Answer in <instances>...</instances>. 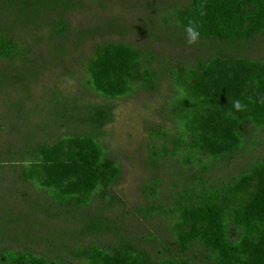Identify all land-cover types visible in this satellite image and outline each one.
<instances>
[{
  "label": "trees",
  "instance_id": "1",
  "mask_svg": "<svg viewBox=\"0 0 264 264\" xmlns=\"http://www.w3.org/2000/svg\"><path fill=\"white\" fill-rule=\"evenodd\" d=\"M5 1L14 21L0 20V93L9 88L8 81H16L23 91L12 106L24 111L30 80L69 54L66 14L80 0ZM160 21L179 46H189L185 28L191 22L199 43L190 47L201 54L189 64L173 63L126 42L97 44L82 61L80 84L105 102H84L78 95L66 98L59 89L51 90L48 98L57 121L44 130L50 140L42 142L30 140L37 125L24 121L31 130L28 140L2 156L0 164L25 158L20 180L41 191L55 216L69 217V227L51 242L40 239L52 254L31 246L0 248V264H264V157H252L255 131L264 132V60L249 55L256 38H264V0H187ZM38 30L46 31L45 38ZM18 32L33 44L23 43ZM40 42L47 51L34 48ZM162 79L170 82L164 112L173 126L153 129L148 164L172 161L179 169L170 175L172 197L165 201H157L161 178L141 187L148 203L138 213L147 220H167L168 238L145 235V245L123 230L122 217L110 215L124 206L113 192L122 166L102 139L114 119L115 100L155 90ZM246 156L252 159L235 174L213 179L215 172ZM94 204L92 213H81ZM15 231L4 232L0 245ZM107 235L87 245L71 241ZM156 241L162 248L153 254L147 246Z\"/></svg>",
  "mask_w": 264,
  "mask_h": 264
},
{
  "label": "rangeland",
  "instance_id": "2",
  "mask_svg": "<svg viewBox=\"0 0 264 264\" xmlns=\"http://www.w3.org/2000/svg\"><path fill=\"white\" fill-rule=\"evenodd\" d=\"M186 2L187 0H80L79 6L66 14L71 24V34L66 42L69 54L58 66L47 68L37 79L30 80V99L26 101L24 111L12 106L14 101L20 99L23 87L16 81H8L9 88L3 86V89H6L0 93V162L3 160L2 156H7L13 149L21 148L23 141L28 140V137L38 142L50 140L45 131L54 128L57 121L51 106V98H48L51 90L59 89L66 98L78 95L84 102L97 104L105 102L80 84L83 77L82 61L92 53L97 44L110 41L126 42L152 50L160 57L171 58L173 63L192 62L202 51L174 44L169 36L171 29L162 28L160 23V18L165 13H171ZM0 13L4 17L0 19L2 22L14 21L12 18L14 14L9 10L5 0H0ZM37 32L40 37L47 34L45 30ZM83 33L85 35L82 42H78L79 36ZM18 37L23 43L33 44L30 36L22 32H18ZM34 46L39 52L47 51L43 42ZM49 48L51 52L52 49ZM249 55L264 60V38H256ZM169 91L170 82L162 79L155 90H140L130 96L116 99L114 119L105 126L106 135L102 139L122 166L121 178L113 187V192L123 198L124 206L115 208L110 215L122 217L123 230L142 244L145 242L141 237L145 235L157 233L161 239L168 238L165 232L167 228L165 218L155 217L147 220L138 213L137 208L148 203L147 197L141 191L142 185L155 177L162 180L157 201H165L172 197L170 175L179 167L176 166L177 169L172 167V161H165L157 167L148 164L153 129L160 125H165L167 129L173 126L165 119L164 112ZM31 110L32 112H29ZM26 120L31 125H37L38 130L35 133H31L29 127L24 124ZM254 137L258 143L253 149L252 157H263L264 132L255 131ZM18 160L19 163L0 164V237L7 230L11 232L16 230L2 241L0 248L22 250L31 246L35 252L52 254L53 251L45 242L53 241L57 237L54 234L69 227V217L63 214L55 216L56 210L41 191L32 184L20 180L18 174L21 161L25 158L19 156ZM246 160L243 158L234 161L228 168L215 172L213 179L235 174ZM96 206L94 204L83 209L81 213H92ZM27 233L28 238L22 236ZM109 237L86 236L71 241L76 246L87 245ZM41 238L45 242L41 241ZM71 241L69 240L70 244ZM158 243L159 241H156L147 246L153 254L157 248H162ZM73 264L83 263L75 261Z\"/></svg>",
  "mask_w": 264,
  "mask_h": 264
},
{
  "label": "clouds",
  "instance_id": "3",
  "mask_svg": "<svg viewBox=\"0 0 264 264\" xmlns=\"http://www.w3.org/2000/svg\"><path fill=\"white\" fill-rule=\"evenodd\" d=\"M185 33H186V43L189 46L195 45L199 43V32L197 27L193 26L191 22L189 25L185 28ZM237 108L240 107L239 102L236 104Z\"/></svg>",
  "mask_w": 264,
  "mask_h": 264
},
{
  "label": "flooded vegetation",
  "instance_id": "4",
  "mask_svg": "<svg viewBox=\"0 0 264 264\" xmlns=\"http://www.w3.org/2000/svg\"><path fill=\"white\" fill-rule=\"evenodd\" d=\"M247 157H248V158H247ZM263 157H264V156H263ZM243 158H246V159H247L246 162L249 161L250 159H252V157H249V156H246V157H243ZM243 158H242V159H243ZM259 158H261V157H257V159H259ZM239 160H241V159H239Z\"/></svg>",
  "mask_w": 264,
  "mask_h": 264
}]
</instances>
